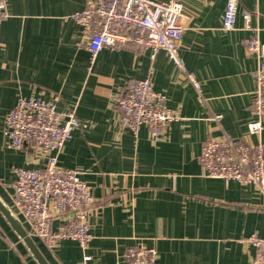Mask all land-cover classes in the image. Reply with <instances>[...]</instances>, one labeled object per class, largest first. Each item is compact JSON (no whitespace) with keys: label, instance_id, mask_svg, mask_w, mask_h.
Here are the masks:
<instances>
[{"label":"crops","instance_id":"1","mask_svg":"<svg viewBox=\"0 0 264 264\" xmlns=\"http://www.w3.org/2000/svg\"><path fill=\"white\" fill-rule=\"evenodd\" d=\"M91 0H6L0 26V200L28 232L14 205L17 168H42L46 156L29 146L10 148L6 118L20 98L50 100L75 113L81 127L58 154L64 170H78L95 198L84 250L65 240L55 250L33 238L50 264H134L131 248L156 252L155 264H253L255 250L242 241L264 237V195L254 186L206 177L200 163L210 139H245L253 120L257 58L243 40V11L264 45V0H239L236 28L225 30L228 0H181L184 28L180 70L165 51L136 46L102 50L91 62L73 16ZM166 2L169 0H157ZM200 83L197 90L188 79ZM150 77L176 116L158 137L147 126L121 125L112 98L132 80ZM56 220L54 228L63 225ZM0 264H37L0 213Z\"/></svg>","mask_w":264,"mask_h":264},{"label":"built area","instance_id":"2","mask_svg":"<svg viewBox=\"0 0 264 264\" xmlns=\"http://www.w3.org/2000/svg\"><path fill=\"white\" fill-rule=\"evenodd\" d=\"M239 0H228L223 28L234 30ZM7 16L6 0H0V26ZM245 29L250 35L243 40L246 51L257 58L254 74L256 88L253 99V120L250 135L260 137L264 129V45L259 31L251 24L252 14L243 11ZM73 18L81 28L82 47L94 62L104 49L121 46L148 49L152 57L165 51L174 64L184 71L180 48L184 28L181 0H91ZM188 79L197 90L200 83L192 75ZM121 112V125L137 133L147 126L158 137L176 120L166 106V95L154 90L151 78L132 80L123 96L112 98ZM61 98H20L6 118L5 135L13 149L29 146L45 154L42 168H17L13 198L17 212L28 225V234L55 250L65 240L77 241L85 250L92 238L88 222L95 198L78 170H64L57 164L58 154L81 127L73 111L58 110ZM200 163L206 177L233 180L254 186L264 195V145H252L241 139H210L203 146ZM56 220L63 225L54 228ZM254 248L253 264H264V237L256 234L242 241ZM127 261L134 264H155L156 252L148 248H131ZM84 255L80 264H90Z\"/></svg>","mask_w":264,"mask_h":264},{"label":"water","instance_id":"3","mask_svg":"<svg viewBox=\"0 0 264 264\" xmlns=\"http://www.w3.org/2000/svg\"><path fill=\"white\" fill-rule=\"evenodd\" d=\"M0 213L4 216L12 229L16 232V234L28 248L37 264H50L36 245L33 238L29 236L22 223L14 216L12 211L1 200Z\"/></svg>","mask_w":264,"mask_h":264}]
</instances>
